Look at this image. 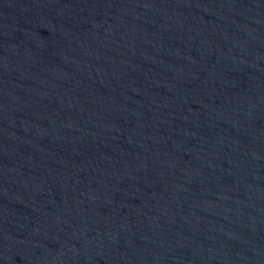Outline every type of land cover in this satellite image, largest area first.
<instances>
[{
  "label": "water",
  "instance_id": "1",
  "mask_svg": "<svg viewBox=\"0 0 264 264\" xmlns=\"http://www.w3.org/2000/svg\"><path fill=\"white\" fill-rule=\"evenodd\" d=\"M0 264H264V0H0Z\"/></svg>",
  "mask_w": 264,
  "mask_h": 264
}]
</instances>
